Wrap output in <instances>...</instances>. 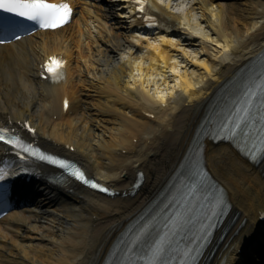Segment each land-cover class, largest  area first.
Instances as JSON below:
<instances>
[{"label": "bare ground", "instance_id": "obj_1", "mask_svg": "<svg viewBox=\"0 0 264 264\" xmlns=\"http://www.w3.org/2000/svg\"><path fill=\"white\" fill-rule=\"evenodd\" d=\"M150 1L170 24L152 37H141L145 23L133 0H86L82 46L79 20L70 33L67 25L0 46V122L21 129L29 121L42 146L119 192L105 197L71 182L46 199L32 197L0 221V264H102L186 157L211 98L264 51V0ZM53 54L69 60L68 75L50 84L40 64ZM207 143V165L233 209L230 231L204 264H241L262 230L264 161L257 166L232 145ZM138 171L146 181L132 195Z\"/></svg>", "mask_w": 264, "mask_h": 264}, {"label": "snow or ice", "instance_id": "obj_2", "mask_svg": "<svg viewBox=\"0 0 264 264\" xmlns=\"http://www.w3.org/2000/svg\"><path fill=\"white\" fill-rule=\"evenodd\" d=\"M134 3L139 7L140 11H144V6L149 4L150 0H134ZM72 12L73 10L66 0H63L61 3H51L49 0H0V44L10 42L12 39H20V30L27 27V25L21 23L20 20L13 19L12 17L23 18V20L32 22L34 25H38L45 30H54L68 24L71 21ZM5 13L11 15H3ZM64 68V62L57 58H52L49 64L45 65V69L50 78L56 82H59L62 78H66ZM259 94L260 108L264 110V82L259 85ZM245 95L246 100L244 101V106L237 110L238 117L227 122L228 124H231V127L229 128L227 124L222 126V130L228 131L233 136L237 135L238 131L241 130V125L248 120L250 108L256 99L257 92L250 89ZM261 121V126L256 133V141H254L251 146V152L253 155H255L257 151L264 154V116H261ZM244 134L246 137L252 135V133L247 131H245ZM0 141L17 149L18 156L21 152H24L31 156H38L41 160L48 161L51 164L59 165L61 169H68L71 167V165L63 161L37 152L31 147V145L26 144L20 137L16 136L14 132H11V130L4 127H0ZM23 171H26V169ZM17 174L19 173L16 171H10L7 168H0V182L6 180L9 176ZM71 175L75 176L85 184L89 183L84 173L79 169L73 171ZM91 187L104 192L108 191L107 188H100L96 183H92ZM193 194L194 189L190 190L189 195ZM4 195L5 191L2 183H0V198H3ZM182 219L183 217H177V222ZM171 235H175V231H172ZM149 252L152 257L151 264H172L171 261L165 262L159 260L165 252V241H161L159 244H154L149 248ZM184 264H188V262L185 261Z\"/></svg>", "mask_w": 264, "mask_h": 264}, {"label": "rangeland", "instance_id": "obj_3", "mask_svg": "<svg viewBox=\"0 0 264 264\" xmlns=\"http://www.w3.org/2000/svg\"><path fill=\"white\" fill-rule=\"evenodd\" d=\"M84 35H85V34H84ZM87 40H89V39H88V38L85 39V41H87ZM83 47H84V45H83ZM84 50H85V51L88 50V46H87V45H86V47L84 48ZM77 79H78V78H77ZM80 89H81V91L83 92V94L85 93L86 95H88L87 92H88V90H90L89 87H86V88H82V87H80ZM92 93H93V92H92ZM91 95H93V94H91ZM94 97H95V96H94ZM87 99H88L89 101L92 100V99H89L88 97H87ZM92 113H94L95 115L98 114V112L96 111L95 107L92 108ZM134 142H135V141H134Z\"/></svg>", "mask_w": 264, "mask_h": 264}]
</instances>
